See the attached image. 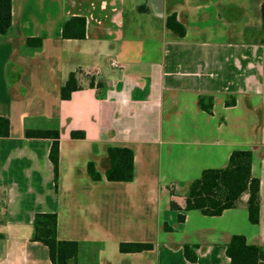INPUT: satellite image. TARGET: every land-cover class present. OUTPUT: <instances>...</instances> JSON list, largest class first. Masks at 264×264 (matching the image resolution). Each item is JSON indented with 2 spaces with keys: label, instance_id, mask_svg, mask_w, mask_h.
<instances>
[{
  "label": "crops",
  "instance_id": "0c3cea01",
  "mask_svg": "<svg viewBox=\"0 0 264 264\" xmlns=\"http://www.w3.org/2000/svg\"><path fill=\"white\" fill-rule=\"evenodd\" d=\"M262 2L13 0L12 27L0 36V116L10 121L0 138V264H52L33 241L41 213L57 215L59 240L82 244L79 264H190L185 245L197 264H230L235 234L264 246ZM172 15L184 37L167 27ZM72 17L86 19L84 39H63ZM29 38L42 47L27 46ZM72 73L78 90L63 100ZM27 129L60 130L57 188L52 141L28 139ZM111 147L133 151L132 182L105 179ZM238 149L253 151L260 223L249 222L243 203L213 223L195 217L190 231L197 211L177 225L171 204L182 210L203 171L227 167ZM123 244L153 248L122 252Z\"/></svg>",
  "mask_w": 264,
  "mask_h": 264
},
{
  "label": "trees",
  "instance_id": "16d2710c",
  "mask_svg": "<svg viewBox=\"0 0 264 264\" xmlns=\"http://www.w3.org/2000/svg\"><path fill=\"white\" fill-rule=\"evenodd\" d=\"M261 33L264 34V0L261 6ZM13 23V0H0V36L8 34ZM167 27L180 37L186 35V30L175 15L167 20ZM63 39L81 40L86 37V19L72 17L64 22L62 27ZM27 46L40 49L42 38H29ZM94 86V81H91ZM78 90L75 74L69 76L61 90V98L70 100ZM205 98L200 99L201 106L211 112L212 106H204ZM10 121L0 116V138L9 137ZM60 130L58 129H27L25 137L28 139H48L52 141L49 160L53 166L54 183L57 188L59 173ZM72 139H85L84 132H72ZM253 151L250 149L235 150L229 159L227 167L222 169H207L201 177L195 180L184 200V208L172 203L171 208L178 213V224H184L186 215L190 211H199L206 217H220L227 210L237 208L245 203L248 210L249 222L258 225L261 220L260 180L253 176ZM105 179L109 182H132L134 179V153L131 149L111 147L107 151L105 161ZM88 173L93 181H101L93 163L88 165ZM247 200L244 201V197ZM57 215L55 213L37 214L33 221V241L48 248L52 264H79L81 243L75 241H61L57 236ZM163 229L172 232L173 228L165 224ZM149 244L121 245L122 252H141L151 250ZM184 254L190 264H197V254L194 247L184 246ZM226 254L230 264H264V246L250 244L243 234H235L227 244Z\"/></svg>",
  "mask_w": 264,
  "mask_h": 264
},
{
  "label": "rangeland",
  "instance_id": "374dc122",
  "mask_svg": "<svg viewBox=\"0 0 264 264\" xmlns=\"http://www.w3.org/2000/svg\"><path fill=\"white\" fill-rule=\"evenodd\" d=\"M195 217H200V219H204L203 221L206 222V223H213L214 221H219V220H216V219H212L210 217H207L205 218L202 214H200V212H193L190 220H189V224H188V230H192L193 228H195V226H197L196 224H198V220L197 218ZM175 222L178 224V213L176 212L175 213ZM247 225H249V227L252 228L251 224H248V222L246 221ZM240 230H245V229H240ZM245 232H248V231H245Z\"/></svg>",
  "mask_w": 264,
  "mask_h": 264
},
{
  "label": "built area",
  "instance_id": "2783aa9c",
  "mask_svg": "<svg viewBox=\"0 0 264 264\" xmlns=\"http://www.w3.org/2000/svg\"><path fill=\"white\" fill-rule=\"evenodd\" d=\"M112 65H113L114 67H116V66H117L116 62H113V63H112Z\"/></svg>",
  "mask_w": 264,
  "mask_h": 264
}]
</instances>
